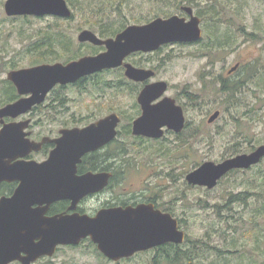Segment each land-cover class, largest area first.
Listing matches in <instances>:
<instances>
[{"label": "rangeland", "instance_id": "374dc122", "mask_svg": "<svg viewBox=\"0 0 264 264\" xmlns=\"http://www.w3.org/2000/svg\"><path fill=\"white\" fill-rule=\"evenodd\" d=\"M191 1L171 0L172 4L169 7H163L157 3L158 0H120V2L116 0L112 8L107 11L111 14V19L93 20L89 25L90 20L83 19L80 13L76 14L69 5L74 13V18L71 20H57L53 17H8L4 12L6 0H0V81L7 80V74L10 71L42 64H65L62 61L35 63L37 58L25 52L27 47L37 41L45 31L60 30L71 38L76 47H81L80 56L76 59L78 60L81 57L90 56V51H94L89 44L78 42L77 37L83 30L92 31L102 38L99 29L95 26L107 23L118 28L146 24L157 18L166 19L179 14L182 11L181 8L189 7L198 13L200 7L204 8L209 4L208 0ZM217 1L224 10L220 17L223 22L222 30L227 29L233 33L234 46L224 49L213 48L209 51L208 44L173 45L163 47L159 54L149 57L136 56L132 59L143 68L155 67L156 76L152 81L166 82L169 86L166 95L175 98L178 104L183 105L185 116L191 124L188 131L191 137L185 135L188 138L187 145L185 146L183 142L176 144L175 138L169 134L166 136L170 138V143L163 141L162 144L154 143V141L142 142L121 134L118 142L113 143L108 149L109 153H114L118 148L125 147L129 157H125V162H120L143 169L140 173L128 176L127 184L137 187L144 182L146 186L151 184L161 188L162 191L164 187L172 189L170 193L177 200L176 214L178 218L186 221L189 227L187 234L192 240L202 238L207 225L219 222L212 209L203 208L204 203L208 202L211 205L223 203L224 198H228L230 194L240 195L250 192V197L246 200L248 209L241 202L233 205L235 216L242 217V223H237L238 226L241 227L243 223L247 225L249 213L255 208L256 195L264 184V179L260 176V172L264 170V159L248 170L230 172L212 190L191 186L185 181L186 174L204 162L219 163L238 154L250 153L253 149L264 145V4L258 0ZM247 35H253L255 39L247 40ZM59 54L57 53L56 56ZM237 61H249V65L257 63L260 71L251 81H247L244 91L230 98L222 92L223 86L220 87L219 77L225 78ZM11 63L15 65L12 68H10ZM98 78L100 82L97 89H102L103 83L107 81L113 83L119 78L125 80L122 71L102 74ZM95 82L97 79L84 84L87 88L85 92H79L75 88L66 90L65 99L69 100L66 105L50 108L48 114L45 113L46 111L43 113L38 110L32 116L64 115L63 118L55 119L62 121L63 124H71L73 115L74 119L80 121L81 126L113 113L118 114L120 118L123 117L121 126L128 122V117L135 116L136 94L125 91L113 93L117 90L95 91L92 87ZM2 87L3 85L0 84V101L5 99V96H2ZM189 96L195 97V100L190 102ZM53 97L61 99L63 96L56 94ZM6 105L0 102V109ZM215 112H219V117L209 124L208 119ZM24 115L25 118L31 117L28 113ZM46 127L55 131L59 125L50 124ZM47 131L42 134L46 135ZM237 131L238 134H236ZM181 137L184 138V136ZM161 145L170 147L171 150L159 149ZM42 158L34 157L36 160ZM166 197L168 201V194ZM225 211L223 210V213ZM223 229L225 228L222 224L220 231ZM227 234L229 232L223 235L226 241L220 237L219 233L212 238V243L214 241L219 247L227 245L229 238L232 237ZM248 239L245 230L238 231L236 247L242 248L240 251L249 250L251 244H247ZM151 258L152 255L147 253L137 257V260L131 263L120 264H149ZM253 259L255 264H261V259L257 255ZM51 263L115 264L109 263L98 252L94 253L86 246L60 250Z\"/></svg>", "mask_w": 264, "mask_h": 264}, {"label": "water", "instance_id": "95a60500", "mask_svg": "<svg viewBox=\"0 0 264 264\" xmlns=\"http://www.w3.org/2000/svg\"><path fill=\"white\" fill-rule=\"evenodd\" d=\"M264 1V0H263ZM191 18L186 21L173 15L169 18H157L146 25H131L114 39L102 40L89 30H83L77 37L79 43L104 46L105 52L95 56H84L66 64H42L26 69L10 71L7 80L13 84L19 100L0 109V122L6 117L16 118L27 114L33 107L42 104L47 94L57 85L73 84L78 80L103 70L125 67V76L134 81H144L153 73L136 69L124 64L127 56L134 52H152L159 47L172 43H196L202 38L200 20L192 15L191 8L183 9ZM4 12L8 17H57L70 18L72 11L65 0H6ZM234 66L229 74L236 70ZM167 83L161 81L147 85L138 96L142 116L134 121L133 134L160 138V128L178 133L184 127V114L175 100L164 98L151 105L167 91ZM219 117L215 112L208 119L213 123ZM119 123L117 114L107 117L82 129L62 131L55 139L56 147L42 163L34 161L11 162L24 157L32 151H39L40 143L31 142L29 133L23 130L27 123L6 124L0 130V173H11L5 180L20 182L14 196L0 201V264L20 261L30 264L41 256H52L57 246L77 245L80 240L89 237L97 245L98 251L112 261L129 258L137 252L147 251L164 243L182 244L184 231L178 229V223L168 215L158 212L129 209L100 211L95 218L86 216H62L43 219L41 230L27 227L19 230V223L28 217L35 218L36 213L26 214L30 204L50 201L53 198H67V186L62 181L75 179L77 182L90 180L58 176L73 174L83 155L108 144L116 136ZM264 158V145L250 153H243L222 162H204L189 172L185 180L191 186L214 189L218 182L234 170H247ZM2 175H0V180ZM100 179L104 181L107 176ZM84 191L93 190L82 183L71 187ZM28 199V201L26 200ZM22 253L25 256H21Z\"/></svg>", "mask_w": 264, "mask_h": 264}, {"label": "flooded vegetation", "instance_id": "af4514ba", "mask_svg": "<svg viewBox=\"0 0 264 264\" xmlns=\"http://www.w3.org/2000/svg\"><path fill=\"white\" fill-rule=\"evenodd\" d=\"M261 3L264 4L263 0H258ZM189 8V7H186ZM184 9V8H183ZM181 8V13L175 14L180 18L185 19L186 21H189L191 16L186 13L184 10ZM192 15L197 17L200 20V29L202 31V35H204V29H203V17L200 16L198 13L192 10ZM207 18V17H206ZM148 24V23H146ZM146 24H138V25H146ZM128 26L127 25L124 29L121 31L117 32L113 36H109L106 38H100L102 40H107V39H114L119 33L124 31ZM199 41L196 43H172L168 44L162 47H159L157 50L152 51V52H134L131 53L129 56H127L124 60V64H130L136 69L140 70H147L151 71L153 75L149 77L148 79L144 81H134L129 79L128 77L125 76V67L120 66L118 68L114 69H107L103 70L101 72H98L96 74H92L90 76L84 77L77 82L73 84H67V85H57L55 86L46 96L45 101L38 105L33 107L28 114H31V117L25 118V115L17 116L16 118H10L6 117L3 119V123L0 122V130L2 127L6 124H20L26 122L28 125L27 127L23 130L25 133H29L28 139L31 142L35 143H40L43 139H46L44 144H42L41 148L39 151H32L29 154L25 155L22 158L17 159L16 161L11 162L9 166H13L16 162H30L34 161L37 163H42L46 161L49 157L50 152L56 147V144L54 142L55 139H58L62 136V131L64 130H72V129H82L85 128L93 123H96L97 121L107 117L104 116L102 118H99L93 122H89L86 125L81 126L80 121L77 119H74V116L72 115L71 119V124H63L62 121H57L55 118H63L65 117L64 115L61 116H46L50 112V108H54L55 106L60 107L61 104L66 105L67 102L69 101L68 99H65V92L66 90L70 88H75L79 91L77 86H81L82 89H87L84 87V84L87 82H94L98 77H100L102 74H111L115 71H122L123 76L125 77V80L119 87H112V82L107 81V83H110L108 85H102L105 90H116L119 89L120 91H127L129 89H135L136 90V103H135V116L132 118H127L128 122L125 123V125H121V118L119 117V123L116 127V136L112 141H110L108 144L98 148L97 150L93 152H89L85 155L82 156L81 162L76 165V170L75 173L73 174H57L58 176H68V177H73V178H78L82 179L86 176H89L91 179L86 180L83 182H77L75 179L72 180H66L62 181L65 186H67V189L65 190L66 195H72L67 198H53L50 201H45L42 202L41 204L39 203H34L30 204L27 209H26V214L31 213H36V217L32 218L31 216L28 217L24 223H19L18 227L19 230H23L24 227H30L31 229L34 230H41L42 224L41 221L43 219H53V218H59L62 216H72L76 215L79 217L86 216L88 218H95L97 214L100 211H108V210H113V209H129L131 211L135 209L142 208V210H147L151 212H158L162 215H168L172 219L176 220L178 223V218L179 216L176 214V204L177 200L176 197L171 195L170 192H172V189H167V187H164L163 191L161 188H157L154 185H145L144 182L141 184L137 185V187H134L133 184H127V177L134 174V173H140L141 170L143 169H138L137 166H133L128 163H121L125 162V157H129L128 151L125 147L118 148L117 152L114 153H109L108 149L113 145V143L118 142V138L121 134L127 135L128 137L131 136L132 138L142 141V142H153L154 143H160L162 144L163 141L166 143H170V138H167L166 135H172L175 140L177 141L176 144L179 143H185V146L187 145V137H191L189 131V126L191 125L190 122L187 120L185 116V111L184 107L182 104H178V101L175 98H172L170 96H167L166 93L168 91V84H167V91L157 100H154L151 105L158 104L161 102L164 98H171L175 100L176 105L180 106L183 110L184 114V127L183 129L176 133L170 129H168L166 126L160 128L162 131V136L160 138H152V137H147L143 135H134L133 134V125L134 121L137 120L139 117L142 116V108L141 105L138 103L137 99L139 94L142 92V90L147 86L151 84H156L161 81H152V79L156 76L155 73V67L154 68H143L139 66L137 63L133 62L132 59L136 56H142V57H149L153 54H159L161 50H163V47L166 46H173V45H182V46H192V45H199ZM89 44V43H85ZM90 46L95 48V53L91 54L90 56H95L98 55L102 52L106 51V48L104 46H94L92 44H89ZM249 65V61H237L235 62V66H237L236 70L232 72L231 74H228L225 78L219 77V82H220V87L223 86L224 81H232L237 83L242 89L240 90L241 92L244 91L246 87L247 81H251L255 76L250 74V70L246 69L245 66ZM223 78V79H222ZM93 88L98 87L95 85H92ZM59 92V93H56ZM80 92V91H79ZM60 95L63 96L61 99H55L53 96ZM53 97V98H52ZM22 98V96H19L17 100ZM16 100V101H17ZM15 102V101H14ZM39 107L45 108L43 109L46 111L45 116L40 115V116H32L34 112H38L40 109ZM42 110V111H43ZM44 113V112H43ZM60 114V113H59ZM34 118V119H32ZM50 124H58L59 127L55 131L51 128L46 127V125ZM70 124V125H69ZM36 128H38L37 131ZM48 130V131H47ZM47 131L46 135L42 134L43 132ZM181 136H184L183 140ZM159 149H163L165 151L171 150L170 147H164L161 145ZM255 150V149H253ZM252 150V151H253ZM124 151V154L121 156H116L117 153ZM251 151V152H252ZM43 157L41 160L34 159V157ZM119 158V159H118ZM189 173V172H188ZM187 173V174H188ZM186 174V175H187ZM1 180H0V201L2 199H10L14 196L17 188L20 185V182L18 180H5V178L11 173L7 172L6 173H0ZM107 176V179L104 181L103 179H100L102 176ZM153 176V175H152ZM170 176V174H168ZM186 177V176H185ZM186 181V180H185ZM157 182V181H156ZM83 185H88L93 188L91 191H84L81 189H73L71 190V187H75L76 185L79 184ZM165 186V185H164ZM163 192H169V193H163ZM166 194H168L169 200H167ZM28 201V199L26 198ZM181 230V229H180ZM83 246L88 247L89 249L91 248L94 253L98 252L100 255H102L109 263H115V264H120V263H131L135 260H137V257L142 256L145 253H155L157 251H163V250H169V257L173 259L175 257V248L177 244L173 243H164L162 245L156 246L152 249H149L144 252H137L134 255H132L129 258H123L118 261H112L106 258L103 254H101L98 251L97 245L93 243V241L87 237L82 240L77 245H60L56 247V250L52 256H41L39 257L36 261L30 263V264H52L51 260L55 259L57 253L60 250L63 249H78ZM21 256H25L23 253ZM8 264H22L20 261H12ZM71 264V263H70ZM74 264V263H72ZM167 264V263H163Z\"/></svg>", "mask_w": 264, "mask_h": 264}, {"label": "trees", "instance_id": "16d2710c", "mask_svg": "<svg viewBox=\"0 0 264 264\" xmlns=\"http://www.w3.org/2000/svg\"><path fill=\"white\" fill-rule=\"evenodd\" d=\"M65 1L71 8L76 11V14L80 13V16L83 19H86L87 21L90 20V23L88 24L91 25V21L93 20L103 21V19H111V14H109L107 11L112 8V5H114L116 0ZM118 1L120 2V0ZM188 1L192 2L191 0ZM208 1L209 4L206 7H200V9L198 10V14L204 18L202 25L204 29V35L199 44H208L207 47L209 48V51H211L213 48L224 49L234 46L235 39L233 37V33L231 31H228L227 29H225V31L222 30L223 22L222 18L220 17L224 10L219 6L220 3H218L217 0ZM157 3L159 5H163V7H169V5L172 4L171 0H158ZM73 14L74 13H72L69 20L74 18ZM56 19L60 20L58 18ZM95 27L99 29L100 36L103 38L113 36L117 32L124 29L126 26L114 28V25L106 23ZM246 38L247 40L255 39L253 35H247ZM80 48V46L76 47V45L73 43V40L71 38H68L62 31L50 30L43 32L41 34V37L37 39V41L32 42L27 47L25 52L32 54L37 58L35 60V63H51L52 61H62L63 63H68L70 61L76 60L80 56ZM91 49H93L94 51L91 50L90 54H94L96 52L95 48L91 47ZM57 53L60 54L56 56ZM13 66H15L14 63H11L10 68H12ZM258 66L259 65L256 63L254 65L245 66V68L250 69V74L255 76V74L258 75L260 71ZM113 73H119V71L117 70ZM123 81V78L117 79L112 83V87H119L123 83ZM98 82H100L99 78H97V82H95L93 85H99ZM0 84L3 85L2 96H5V99L0 101L2 104L12 103L19 98L16 89L8 80H1ZM108 84L110 83H103V85L105 86ZM77 88L80 92H85L87 90L82 89L81 86H77ZM241 89L242 88L237 83L228 80L224 81L222 92L232 98L235 97V95L240 94ZM94 90H102L104 92L105 89H97L96 87L94 88ZM116 90L117 91L113 93L120 92L119 89ZM203 91L204 89L202 90V92ZM125 92L136 94L135 89H129ZM188 100L190 102H193L195 100V97L189 96ZM39 108L40 111L45 109L42 107ZM134 108H136L135 104ZM42 112H44V110ZM236 134H238V131ZM123 154L124 151L117 153L116 156H121ZM235 172L237 171H233V173ZM260 176L264 179V170L260 172ZM249 197L250 192L242 193L240 195L230 194L228 198H224L225 201L223 200V203L214 205H211L208 202L204 203L203 208L212 209L217 219H219V222L210 223L209 225H207L204 236L202 238H198L197 240H192L189 238V234H187L189 233V227L186 225V221L178 219L180 228L186 232L185 242L182 245L176 246L175 257L173 259L169 257V250L157 251L152 254L148 253L152 255L149 264H255V262L253 261V257L256 255L261 259V264H264V184L260 192L256 195L255 208L252 209L249 213L250 217L247 221V225L243 223L244 226L242 225L241 227H239L237 223H242V217L239 215L238 217L235 216L233 205L241 202L242 204L244 203L245 208L248 209L246 200ZM223 210H226L225 213H223ZM222 224L224 225L225 229H223V231H220L222 229ZM219 227H221V229H219ZM240 230H242V232L245 230L249 238L247 244H251V247L247 251H240V249L242 248L236 247L235 241L238 236V231ZM226 232H229L227 236H232L229 238L230 241H228L227 245H222L219 247L214 243V241L212 243V238L218 236L219 233L220 237L224 239L223 235H225Z\"/></svg>", "mask_w": 264, "mask_h": 264}]
</instances>
